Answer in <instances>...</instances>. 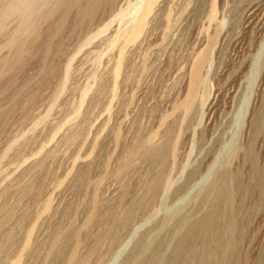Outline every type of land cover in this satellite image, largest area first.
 Wrapping results in <instances>:
<instances>
[{"label": "rangeland", "instance_id": "1", "mask_svg": "<svg viewBox=\"0 0 264 264\" xmlns=\"http://www.w3.org/2000/svg\"><path fill=\"white\" fill-rule=\"evenodd\" d=\"M262 4L264 0H217L212 22L217 38L210 64L203 69L208 89L196 97L198 105L187 115L173 110L172 101L183 96L192 58L205 45L209 0L161 2L159 17L149 23L145 38L127 45L114 89L111 69L118 43L111 45L108 39L118 27L112 15L120 6L125 8L127 0L103 7L106 11L101 8L90 30L70 14L62 33L50 38L47 54L48 22L42 23L39 46L21 53V62L12 58L0 68V206L5 201V208L13 206L11 224L28 214L16 228L18 237L34 223L30 251L18 264H63L48 252L57 231L77 232L79 264H176L179 242L218 203L217 224L225 249L230 214L236 223L232 240L237 248L228 264H264V184H259L264 177ZM106 22L104 32L83 44ZM15 24V19L7 18L0 39L9 40ZM1 50L0 56H10V43ZM102 79L106 87L97 96ZM74 133L78 136L73 139ZM150 134L155 144H166L163 163L149 162L145 155L134 157L139 160L116 174L138 138ZM41 155L43 169L35 177L31 168ZM159 171L166 183L146 206L133 208L130 201ZM30 181L39 184L37 196L21 192ZM225 191L230 195L227 203L218 199ZM94 193L95 216L86 224ZM46 198L50 206L42 211ZM111 210L119 218L107 236L103 220ZM206 239L205 251L198 248L184 264L206 258L207 264H219L216 234L208 231ZM193 242L199 247L198 237ZM93 243L99 249L87 253ZM15 245L0 264H11L19 248L18 242ZM73 245L71 239L68 249Z\"/></svg>", "mask_w": 264, "mask_h": 264}, {"label": "bare ground", "instance_id": "2", "mask_svg": "<svg viewBox=\"0 0 264 264\" xmlns=\"http://www.w3.org/2000/svg\"><path fill=\"white\" fill-rule=\"evenodd\" d=\"M116 1L117 0H4V2L0 6V32L4 28L5 21L7 18L11 17V18L15 19L16 24L12 30V35L9 38V40L5 41L4 39H0V50L4 45H6V43H10V46L12 48V50L10 51V53H11L10 56H6V55L0 56V68L3 69L7 65H9L7 63L10 62L12 58L14 59V61L18 60L19 62H21V60H22L21 59V53L28 52L30 50V48H32V47L37 48L39 46V43L41 40L38 41V38L41 35H43V32L45 30L44 27L42 26V23L44 21L48 22L46 24H48V30H49L48 34H45L46 36L44 35L46 37V40H47V42L45 44V54H47L51 48L50 47V38L52 36L58 35L60 32L62 33L64 26H65V23H66L70 14H71V17L74 14V17L76 18V20L83 22L85 24L86 28L88 27L87 29H89V27H91V25L94 24L93 23L94 21L96 23V18L99 19L97 17V15H99L98 13L100 12L101 8H103V7L113 8ZM164 1H166V0H133V1L127 0V6H125V8L120 6L119 8L116 9V11H114V14L112 15V19L116 18L118 20V22H117L118 27L116 26L117 28L115 29L114 32H112L110 38L108 39V42L111 45L118 43L117 58H116V61L114 60L115 64H114L113 68L111 69V72H113V89L117 83V78L119 77V75L122 71L121 70L122 66L124 65L123 64L124 59H125L124 52H125L127 45L129 43H131V45H132L133 43L141 41L143 38H145V36L147 35L146 31L148 30L149 23L159 17L157 11L159 9L160 3L164 2ZM216 3H217V0H209V8L206 12V15L204 16L206 18V23H205V27L203 26L204 31L206 32L205 45L202 46L195 53V55L192 58L190 68H189V72H188V81H187L185 92L180 99L173 98L174 101L171 100L172 102H174L173 110L177 109L179 113H180L179 110H182L181 112L185 115L189 114L191 112V110L193 109V107L198 105V104L195 105L196 97L198 95H200L201 93H202L201 95L203 96V94H205L206 90L208 89V86L206 85V78L204 76L203 69L207 65L210 64L213 44L217 38V33H218L217 25L215 24L214 27L212 26V22H215V19H216ZM262 5H264V4H262ZM103 9H104L103 11H106L105 8H103ZM73 20H74V18H73ZM72 23H73V21H72ZM121 23H122V25H121ZM203 24H204V22H203ZM107 26H108V22L103 23L100 26H97L95 31L92 34H90L89 36H87V38L84 40L83 44L86 42V40L90 39L91 37L96 36V35L104 32L107 29ZM210 26L213 27L212 31H208V28ZM59 36L61 37V35H59ZM58 37H57V39H58ZM57 39H55V40L58 41ZM41 48H43V47H41ZM53 51H54V49H53ZM40 56H42V55H40ZM130 63H131V61H130ZM66 66H68V65H66ZM111 67H112V65H111ZM108 71H109V69H108ZM65 72H67V71H65ZM186 72H187V70H186ZM126 75H127V73H126ZM106 76L107 75H105V77ZM124 77H126V76H124ZM105 87H106L105 79L100 80V82L98 83L97 90H96L97 91L96 95L98 96L99 94H101L104 91ZM83 88H84V86H83ZM82 91H83V89H82ZM200 91H202V92H200ZM85 92L86 91H84V94H85ZM177 93H179V92H177ZM176 96H178V94ZM30 98H31V96H30ZM80 99H82V97ZM79 103H80V101H79ZM196 103H197V101H196ZM175 116H177V115H175ZM63 121L64 120H62L61 122H63ZM85 121H87V120H85ZM85 121H83V122H85ZM51 124L52 123H50V125ZM67 125H69V124H67ZM173 125H174V123H173ZM70 126H72V124ZM83 126H87V125L83 124ZM82 129H85V127L84 128L82 127ZM252 129H254V128H252ZM78 134H80V133L78 132ZM76 136H78L77 133H74L73 135H71V138L74 139V137H76ZM155 137H156V135H155ZM163 137H164V135H163ZM160 140H161V138H160ZM165 140H167V139H165ZM165 140H164V142H166ZM161 143L162 144H160V145L155 144L154 134H150L144 138H138V140L133 144L132 148L128 152L127 156L126 157L124 156L125 159L122 161L120 167L116 171V174H120V172H122L123 170L132 166V163L134 160L137 159L136 162L139 160L138 158L134 159V157H140L143 155H145L146 157H148V159H150L149 162L151 161L154 164H162L163 161L165 160V153L164 152L166 149L165 148L166 144L163 143L162 141H161ZM40 149H41V147H40ZM66 150H68V149H66ZM168 153H170V152H167V154ZM41 156H40L41 157L40 159H37L34 162L32 168H31L32 175L35 177H37L38 174L43 169V159L42 158H44V157H43V155H41ZM37 158H39V157H37ZM143 161H144V159H143ZM46 163H48V162H46ZM44 167H45V165H44ZM155 167H157V165ZM161 169H159V170H161ZM24 171H26V170H24ZM83 175H84V171L81 172V179H82ZM148 178H150V179H148V181H146L144 183L142 193L138 196L136 195V197L132 196L133 199L130 201V203H131V206L133 208H141V207L146 206L149 203V200L160 189V187L162 188V185L166 183V179L164 178L163 174L160 173V171H159V173L155 172V174L153 176L148 177ZM223 179H224V175H223ZM37 180H39V179H37ZM82 183H84V180ZM259 184L260 185L264 184V177H260ZM21 190H22L21 191L22 193L33 191L35 193L33 195L37 196L39 194L40 187H39L38 183L34 184V182L31 183V181H30L28 183L26 182V184L22 187ZM10 193L12 194V192H10ZM9 196H11V195H9ZM9 196L5 197V199L8 200ZM20 196H22V194ZM36 196H35V198H36ZM229 196L230 195H229L228 191L227 192L225 191L220 196H218V199L225 200L227 203ZM120 197H122L121 194L119 195V198ZM20 199H19V201H20ZM3 201L4 200H2V202ZM4 203L6 205V201L3 202V204ZM5 205L1 204V206H0V261L9 255L12 247L18 242L19 248H18L17 254H16L15 258L12 259V261H10L11 264H18L20 259H21V256L23 254L27 253L28 250L30 249L34 223L30 224L28 226V228H26V226H25L24 228H26V230L23 229L24 234L22 236L20 235L21 237L20 236L18 237V235H17L18 232H16V228L20 224H23V222L26 220L28 214L26 215L25 213H22L18 217L17 221L14 224H11V220L15 216V210H14L13 206L11 208H5L6 207ZM16 205H14V206L16 207ZM95 205H96V193H94L93 196L91 197V208H90L88 215H87V218L85 220L86 224H90L91 221L94 219ZM218 205H219V203H218ZM218 205L210 213V215L204 217L201 221H199L194 226H192V228L190 230V235L188 238L179 242V249L181 252H180V255L178 257L176 264H184V262L187 260V257L190 255V253L194 254V252L198 248H201L202 252L205 251V246H206V241H207L206 235H207L208 231H211V232L216 234V247L219 250V254H220L219 264H228L233 259V256H234V253H235V250L237 247H236V242L232 240V233L236 228V223L234 222L232 215L230 214V216L227 220L228 221L227 234L229 236V240H227L228 246L225 249L224 248V241H223L224 235L222 233L220 234L219 225L217 224V220H218V216H219V207L221 206V205H219V207H218ZM49 206H50V199L46 198L43 202L41 210L45 211L49 208ZM65 208H67V207H65ZM132 210H134V209H132ZM64 212H65V209H64ZM39 214H40V212H37V216ZM128 215H130V213ZM108 216H107L108 219L106 221H105V219L104 220L102 219L104 221V224H105L103 234L110 236L114 231L115 225L117 224L116 223L117 219L119 217L117 218V216L115 215V212L112 210L109 212ZM120 219H121V217H120ZM120 219H119V221H120ZM126 219H127V217H126ZM28 221H29V219H28ZM57 223H55V226ZM101 231H102V229H101ZM223 231H224V229H223ZM20 232H22V231H20ZM93 235H94V233H93ZM194 237H198L200 239L199 247L196 245L198 243L195 244L193 242ZM71 239L74 240V245L71 249H68V243ZM108 239H110V237ZM197 241H199V240H197ZM136 247H137V245H136ZM96 249H99V248H96V243H93L91 246H89L87 248L86 252L89 253V252H92ZM41 250H42V248H41ZM48 252H49V254H52L51 255L52 257L53 256L55 257L54 259H56V257L61 258L63 260V264H79L80 263L79 259L81 258V255H80V245H79L77 232H75V231H57V232H55L54 235L52 236L50 248H49ZM134 252H135V250H134ZM93 253H91V254H93ZM42 255H41V259L43 258ZM30 256H31V254H30ZM190 259L191 258H189L188 260H190ZM206 259H200L198 261V264H207ZM212 264H213V262H212Z\"/></svg>", "mask_w": 264, "mask_h": 264}]
</instances>
